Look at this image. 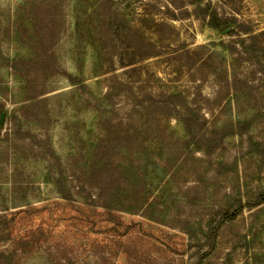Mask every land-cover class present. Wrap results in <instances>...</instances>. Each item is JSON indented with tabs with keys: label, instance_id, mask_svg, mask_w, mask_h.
<instances>
[{
	"label": "rangeland",
	"instance_id": "1",
	"mask_svg": "<svg viewBox=\"0 0 264 264\" xmlns=\"http://www.w3.org/2000/svg\"><path fill=\"white\" fill-rule=\"evenodd\" d=\"M0 217V264H264V0H0Z\"/></svg>",
	"mask_w": 264,
	"mask_h": 264
},
{
	"label": "trees",
	"instance_id": "2",
	"mask_svg": "<svg viewBox=\"0 0 264 264\" xmlns=\"http://www.w3.org/2000/svg\"><path fill=\"white\" fill-rule=\"evenodd\" d=\"M209 24L214 29H218V30L222 29L223 30V29L229 27L230 21H229L228 18H224V17L223 18H221V17L219 18L218 14L214 12V13H212L211 18L209 19ZM232 32H233V30H232ZM261 34H263V33H261ZM251 37L255 40V39H257L258 35L252 34ZM182 121L185 124V127L187 128V130L189 132H191L192 128H193V125H192V123L190 121V118L185 116V117L182 118ZM236 213H237V211L232 216L234 217V215H236ZM228 215L230 216L229 213H228ZM228 215H227V217H229ZM110 217H111V219H114L112 216H110ZM30 245L31 244H29V240L28 239H26L23 236H18L14 240V245H12V247H13L12 250H14L15 252L22 251L23 253H25V252L29 251ZM14 255L15 254L13 252H11L10 256L12 257Z\"/></svg>",
	"mask_w": 264,
	"mask_h": 264
}]
</instances>
